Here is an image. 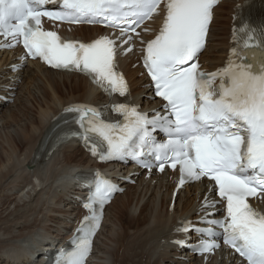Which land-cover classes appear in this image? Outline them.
I'll return each instance as SVG.
<instances>
[{"label":"snow or ice","instance_id":"1","mask_svg":"<svg viewBox=\"0 0 264 264\" xmlns=\"http://www.w3.org/2000/svg\"><path fill=\"white\" fill-rule=\"evenodd\" d=\"M218 3L0 0V36L7 38L0 47L22 45L26 51L20 59L40 58L54 69L84 73L106 93L126 97L129 89L115 62V39L101 36L90 43L65 41L56 31L44 30L42 18L69 24H104L118 29L122 43L127 44L132 40L131 33L159 14L163 5V25L155 39L147 42L143 64L155 95L166 102L167 115L156 113L149 118L129 103L115 99L111 110L123 118L116 123L106 122L101 110L88 105H72L65 111L75 115L83 129L81 138L92 142V155H99L102 162L128 157L139 161L142 156L154 154L161 172L166 164L173 170L179 166L180 185L202 178L214 182L219 203L224 205L223 218L210 220L206 216L201 222L218 226L223 243L247 264H264V213L249 203V197L264 198V56L259 62H245L234 47L226 66L212 73L200 70L198 57L205 49ZM48 4L59 7L49 10ZM250 31L256 33L255 29ZM256 36L264 51V28ZM157 130L165 134V142L156 141ZM98 141L103 145L99 151ZM118 190L97 174L94 191L83 205L90 212L85 217L87 223L77 230L70 250H59L56 264H85L100 228L102 207ZM216 203L205 201L206 207H215ZM183 231H194L202 237L215 235L212 229L191 226ZM219 246L202 240L198 250L212 253Z\"/></svg>","mask_w":264,"mask_h":264},{"label":"bare ground","instance_id":"2","mask_svg":"<svg viewBox=\"0 0 264 264\" xmlns=\"http://www.w3.org/2000/svg\"><path fill=\"white\" fill-rule=\"evenodd\" d=\"M232 5L233 3L231 1L225 0L216 9L217 14L210 30V40L211 37H213V30L215 29L216 22L220 20L218 19L219 10L221 7L227 6L226 14L228 15ZM226 14L224 18L227 19L223 21L228 26V29L225 28V25L223 26L221 43L214 47L208 44L209 46H207L203 55L210 68L216 67L218 65L216 63L226 56L231 26V17H226ZM219 18H221V16ZM74 30H76L75 32L77 34L82 35L84 38H88L90 35H95V31H97L98 28L80 26ZM208 49H210L209 52H207ZM6 53L8 55L7 58L4 53L0 54V73L5 77L0 80V90L5 89L7 85L16 84L12 83V80H18V78L13 79L9 76L10 73L7 71V64L15 60V55L13 52ZM210 53L216 55L217 59L215 61L212 60L213 57ZM135 54H131V56ZM127 62V60L123 61L122 65L130 78L132 89L137 90L140 82L135 80V69H138V64L136 62L132 63L131 67L133 70H131ZM22 74L24 75L19 85L20 90L27 87V85H25L27 82H33L36 83L35 86L42 96L41 99H39L37 94L29 90L28 92H30V94L33 93L32 95L34 97V100L32 99L33 103L30 104L29 100L22 101L21 97H24V95L20 97L18 94L20 98L17 96V99L22 101V103H20L21 106L19 104L20 107L17 110L10 112L7 116V120L0 127V235L3 232L7 234V236L12 232L15 233V235L0 238V256L3 255L7 257L8 261L14 260L20 264H39V262H42L44 259L40 258V256H43L44 253L47 252L49 245L54 246L57 242L56 245L62 244L67 238V233L74 226L75 221L81 216L82 211L76 206L77 199L75 194L78 193L81 196H83V194L77 191L79 187L73 176L80 169L90 168L95 162L73 141L58 149L60 152L56 151L54 154L48 155V160H40V163L33 166L31 165L32 167L30 168L28 165L33 164L32 162L35 161L34 155L38 147V141L45 127L50 123L53 115H55L64 104L81 99L94 100L98 98L100 94L82 75L50 70L37 63H31L22 72H17L14 75L17 76ZM144 92L147 93V97L151 96L149 91L144 90ZM134 96L137 101H141L140 93H134ZM9 107H11V105ZM3 112L0 113V116ZM30 114L32 117L29 118ZM23 116L27 117L25 121L22 120ZM11 121L17 122V126L21 127L19 128L21 129L20 132L16 134L13 133L9 128L12 124ZM67 153L69 154V158L61 165L62 158ZM15 172L20 173H18V177L8 179L12 183H16L20 178H22V180L20 184L17 183V190L14 187L7 193H14L13 190L17 191L16 196L18 198L15 199V196L13 197L16 206L13 211H8L10 212L8 215L10 216H3L2 214L7 210L5 205L11 198H8L9 194L6 193V184L2 186V181ZM155 175V177L147 180L142 179L141 182L138 183L139 186L136 187L137 189L134 188L138 194L136 202L133 203V201H135L131 193L133 191L128 190L124 194L117 195L110 206L107 207L108 216L110 207L113 206L115 200L119 196L124 195L121 200V211L119 210L120 213L117 212V214H115V219L117 221L115 220L114 222L115 224L119 223L120 228H115L114 230L110 229V231H112L109 239L112 242V246L104 253H107L111 260L108 259L107 256L105 264H116L117 260H120L121 264H134L132 260H136L139 257L142 259L145 258V264H170V261L171 264H229L228 261L230 258L233 259L234 262H237V264H242L231 252L224 249L219 250L213 256L209 254L202 257L184 258L181 257L182 255L178 254L177 248L174 243H172V240L175 237L180 238L182 236L180 228L183 220L191 217L190 215L194 211H197V206L201 203L199 194L202 185L195 184L186 187L182 189L178 195L174 196L175 172ZM59 176L62 177L57 181V183H60V186L49 183L51 178L56 179ZM37 183L38 188H36V186L31 190L34 191L36 188L35 192L38 191L39 194L37 197L35 196L36 203L30 204L28 200L25 199V197H27L25 191L28 189L26 187L35 186ZM8 184L11 185L10 182ZM12 186L15 185L12 184ZM189 191L192 194L195 193V196L189 195ZM3 197L7 199L3 201ZM47 197L48 200L46 201L45 199ZM197 198L200 200V203L197 201ZM23 200H26V203H28L24 210L19 208V204L22 205L21 201ZM158 200H160V202L162 200V206ZM17 201L21 203H17ZM43 204L44 207L51 208L50 213L52 215L44 216L40 219L39 216H37L39 222L36 219L37 222L31 221V211L36 210L40 212L41 210H37L38 206H43ZM4 208L6 209L4 210ZM9 209L10 208H8V210ZM107 216H105L103 227L97 237L92 258L95 256V252H97V241L101 238L102 231L106 229L105 226H107L108 222L110 223L109 219L111 217ZM43 222L45 224L49 223L47 228L45 224H42ZM61 226H64V228ZM17 229L19 232H15ZM25 231H27V234ZM44 241H50V244L43 243ZM125 241H128V244L125 245ZM149 242H151V246H147ZM121 247L124 249L122 248L119 250ZM8 250L11 252L4 253ZM35 253L39 255L38 259L33 256ZM34 260H38L37 263H35ZM117 264H119V262Z\"/></svg>","mask_w":264,"mask_h":264},{"label":"rangeland","instance_id":"3","mask_svg":"<svg viewBox=\"0 0 264 264\" xmlns=\"http://www.w3.org/2000/svg\"><path fill=\"white\" fill-rule=\"evenodd\" d=\"M229 1H231V0H229ZM229 4V3H228ZM227 6H229V5H227ZM227 6H225V7H221V9L219 10L220 12H218V15H219V17L221 16V18H219L218 17V19H220L219 21H217L216 22V25H215V29L213 30V37H211V40H210V46L211 47H214V46H216L217 44H219V43H221V38H222V34H223V26L225 25V28H227L228 29V26L226 25V23L224 22L227 18H224V15L227 13ZM230 12V11H229ZM227 15V14H226ZM229 16H231V14L229 13L228 14ZM226 16V17H229V16ZM224 20V21H223ZM217 34V35H216ZM209 50L210 49H208L207 50V52H209ZM211 55H212V53H210ZM217 54V53H216ZM212 56H214V57H216V55H212ZM216 60V59H215ZM214 61V60H213ZM0 69H1V67H0ZM1 71V70H0ZM1 75V74H0ZM25 82V81H24ZM35 84L36 83H29V82H27L25 85H27V87L25 88V89H23V90H20V93H19V96L21 97L22 95H24V97H21V99H22V101H25V100H29L30 102V104L31 103H33V100H34V97H33V93L34 94H37V96H39V99H41V93H40V91L39 90H37V88H36V86H35ZM36 88V89H35ZM29 90H31L33 93L32 94H30V92H28ZM18 96V98H20ZM26 97V98H25ZM31 97V98H30ZM33 99V100H32ZM22 101L20 100L19 101V99H17L14 103H12V104H10L11 105V107H9L5 112H3V114H1V116H0V127L4 124V122L7 120V116H8V114H10V112H12V111H15V110H17L20 106H21V104L20 103H22ZM19 104H20V106H19ZM30 117H32V115L30 114L29 115V118ZM27 117L26 116H23L22 117V120L23 121H25V119H26ZM12 122V124H11V126L9 127L12 131H13V133L14 134H16L17 132H20L21 131V129H19V128H21L20 126H17V122L16 121H11ZM14 122V123H13ZM17 126V127H16ZM18 128V129H17ZM60 152V151H59ZM69 158V154L67 153L63 158H62V163H61V165L62 164H64L65 162H66V160ZM23 171H24V169H23ZM20 172V171H19ZM18 172V173H19ZM18 173L17 172H15V173H13L12 175H9L5 180H3L2 181V186L3 185H5L6 184V189L8 190H6V193L7 192H9V191H11V189L12 188H16V190H17V188H18V186H17V183H19L20 184V182H21V180H22V178H20L19 180H17L16 181V183H12L8 178H11V179H14V178H17L18 176ZM16 174V175H15ZM20 174V173H19ZM14 177V178H13ZM11 183V185L10 184H8L9 182ZM8 182V183H7ZM10 185V186H8V185ZM12 184L13 185H15V186H12ZM18 184V185H19ZM42 185H43V183H42ZM12 186V187H11ZM37 186V187H36ZM11 187V188H10ZM33 187H36V188H38V183L35 185V186H28V187H26V188H28L26 191H25V195L27 196V197H25V199H27L28 200V202L31 204V203H33V204H35L36 203V200H35V198L38 196V194H39V192L37 191V192H35V190H36V188H35V190L33 191V190H31ZM136 187H138V186H135V187H133V189H132V191L133 192H131L132 193V196L135 198V201H133V203L134 202H136L137 201V196H138V194H137V192H136V190L135 189H137ZM135 188V189H134ZM16 190H13L14 191V193H7V194H9L8 196V198H11L12 200H13V202H12V200L10 201V200H8V202L6 203V205H5V207L7 208V210H5L6 208H4V210H5V213H3L2 215L3 216H7L8 214H10V212L11 211H13L14 210V208H15V206H16V203L14 204V202H15V200H14V198L16 199V198H18L17 196H16ZM40 190V189H39ZM135 190V191H134ZM30 193H31V195H30ZM42 193H43V191H42ZM137 195H136V194ZM13 196H12V195ZM11 195V196H10ZM6 196V195H5ZM15 196V197H14ZM36 196V197H35ZM124 195H121V196H119L116 200H115V203L113 204V206H111L110 207V211H109V214H108V216L107 217H111L110 219H109V221H110V223L108 222V224H107V226H105L106 227V229L104 230V231H102V233H101V240L99 239L98 241H99V244H98V241H97V245H98V248H97V252H95V256H94V258H93V260L91 261V263L90 264H105V260H106V258H107V256H108V259H110L111 260V258L109 257V255L107 254V253H104L105 251H107V249H109L110 248V246H112L111 244H112V242H111V240L109 239V237L111 236V231L112 230H114L115 228H120V224L119 223H117V224H115L114 222H115V214H117V212H119V210H120V208H121V203H122V197H123ZM14 197V198H13ZM7 198H5V197H3V201H5ZM17 200H19V199H17ZM159 202H160V200H158ZM12 202V203H11ZM22 202V203H21ZM21 202H18L17 201V203H21L22 205H20L19 204V208L20 209H22V210H24L25 209V206L28 204V203H26L27 201L26 200H23V201H21ZM8 204V205H7ZM13 204V205H12ZM51 204V203H50ZM160 204H161V206H162V200H161V202H160ZM9 206V207H8ZM24 206V207H23ZM40 207V208H39ZM132 207V206H131ZM8 208H10L9 210H8ZM13 208V209H12ZM123 208V207H122ZM50 207L49 208H46V207H44V204H43V206L42 205H39L38 206V209L37 210H41L40 212H37L36 210H32L31 212H32V214L30 215V220L31 221H35V222H39V220L37 219V216H39V219L40 218H43L44 216H49V215H52L51 213H50ZM3 210V211H4ZM112 210V211H111ZM8 211H10V212H8ZM47 211V212H46ZM121 211V210H120ZM120 213V212H119ZM118 213V214H119ZM8 216H10V215H8ZM9 219V218H8ZM37 221H36V220ZM117 221V220H116ZM43 225L45 224L44 222L42 223ZM46 226V228H47V225H49V223H47V224H45ZM112 225V226H111ZM22 226H24V225H22ZM111 226V227H110ZM62 228H64V226H61ZM110 229H112L111 231H110ZM15 232H19L18 231V229L15 231ZM25 233L27 234V231H25ZM25 234V235H26ZM12 235H15V233H11V234H9L8 236H12ZM7 236V234H4V232L3 233H1V235H0V238H3V237H8ZM16 240V239H15ZM124 244L126 245V244H128V241H125L124 242ZM147 246H151V242H149V243H147ZM123 247H121L119 250H121ZM124 249V248H123ZM119 252V251H118ZM120 256V255H119ZM141 261H142V263H141ZM119 262V264H121V262H120V260H117L116 261V264ZM132 262L134 263V264H145L146 263V261H145V258H137L136 260H132ZM0 264H4V262L2 261V256H0ZM170 264H171V261H170ZM173 264H175V263H173ZM180 264V263H179Z\"/></svg>","mask_w":264,"mask_h":264}]
</instances>
